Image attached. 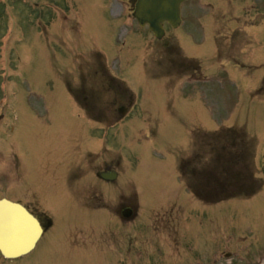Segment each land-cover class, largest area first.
<instances>
[{"label": "rangeland", "instance_id": "1", "mask_svg": "<svg viewBox=\"0 0 264 264\" xmlns=\"http://www.w3.org/2000/svg\"><path fill=\"white\" fill-rule=\"evenodd\" d=\"M35 1L37 2L36 8L41 7V5L45 7V4L48 3L54 6L55 9L52 12L53 18L50 20L51 23H48V18L45 19L44 17L41 18L40 16L35 17L34 14L29 15V12L25 11L24 9L21 11H15V0L8 1L4 7H0V22L3 25H6V17H12V19H15L16 16L17 19H19V22L16 25L10 27L11 30L14 31L12 33L7 32L2 37V39H0V93L3 88V95L0 99L2 100V104L0 105V108L7 106V111L5 110L3 112L6 116L4 120L6 121L7 127L0 128V131H4V138L2 140L3 149L2 153L0 152V198L5 197L15 201V199L19 198L20 195L26 194L30 195V197L37 198H42L43 196L45 198L46 196L49 210L58 217L57 218L54 215L52 216L49 211L45 212V215L41 213L42 219L46 224L50 222V219L54 221L53 225L55 224V228L46 238L43 239L38 250L34 252L29 259L33 263L38 262L39 264H46L48 261L52 262L49 259L52 257V252L50 249L53 247L52 244L54 239L50 236H54L55 233L60 232L59 236L64 241L67 236L64 244L67 250H63L61 254L54 258L52 263L47 264H105L104 261L106 260L113 262L114 264H137V260L132 255L134 252L133 249L127 250L123 245L121 240L122 234H120L121 229L123 226H126L128 230H130L132 234L135 235L137 234L136 227H139L143 221L152 225H156L157 223H165L161 217H159V219L154 217L156 214L161 216V209L158 206L162 207V204L165 202L172 204L173 207L176 206L180 212H183L181 214L175 213L173 215V218L176 220L178 225L172 220V224L181 228L180 236H186V238L180 239L176 246H171V252L178 257L176 262L179 260L181 264H191L192 262L201 260L206 255H208V253L205 251V248L208 247V242H206L204 239H200V236L196 233L201 227H204V230L208 236V241H210V238H212L213 240L219 242L220 240H223L222 237H225L222 233L229 230H238L243 226L242 229L244 231H248L247 235H251V237L254 235V231L259 233L256 235L254 244L260 248H264V195L255 198L254 202L247 203L246 205L244 202H241V204L244 205H241V208L233 211L232 209L237 208L238 204H231V208L229 210L211 208L206 218L203 217L206 213V210L202 208L204 203H201L192 195L188 196L186 193H183L184 198L179 199L177 205H175L172 198H177V194H174L171 191L172 186H166V180L169 177V165H167L164 160H161L158 157L151 156L149 158L146 154L151 146L153 148L162 149L163 147H167L169 144L173 143V145H178L183 142L181 138L184 137V131L177 127L178 120L173 115H167L162 118L164 123L160 128V133L155 132L152 135L150 131L148 132L149 136H146V141H149L150 145L148 143L144 144V142H142V144H136L135 141H132V145L130 143L132 138L139 135L140 133L139 121L135 122V125L118 133L120 136L125 138L124 141L116 137L115 134L111 135L112 138L110 137V143V140L107 144L101 142V145L98 147L96 144V139L94 138L93 144L97 148L88 147L82 149L80 145L89 146V142H92V139L89 136L86 138L89 139V142H82V140H76L77 142L73 141L75 148L73 147L72 142H67L66 140H71V136L75 129L68 125L69 121L65 115L54 114L52 117V123H43L42 125L38 124V121L41 122V120L44 118V113L40 112V110L37 108L41 106V108L45 110V103L49 100H55L54 96L47 92V88L45 87L44 83L47 85H58L59 77H65V73L63 62L61 61L55 65L56 70L54 73V78L51 76V79L49 80L44 76V74L48 72L47 68H49V65L52 61H48L49 54L47 50L42 51L39 48L41 47V44L36 42V39L34 35L30 33L31 30L29 28L32 29L34 27L36 36L39 37L41 42L43 41V34L46 36V40L42 43L44 44L45 48L46 46L51 47L52 45V49L57 52L58 59L59 42L61 40L60 36L64 33L60 30L62 28L59 26L61 24V19L66 13L64 6L66 3L67 6H72L70 3L75 0ZM214 2L217 6L219 5V2L226 5V2L223 0H214ZM247 2L248 1H239L237 5L238 7H241ZM215 4L211 5L212 10H216ZM55 10H57V12H55ZM101 14H103L104 20H107L104 10H102ZM242 15L245 14L243 12H235V14H232L231 17H241ZM253 16H255L253 13L249 15V17ZM40 20L43 23H41ZM110 21L114 22L112 19ZM27 22L32 23V25H27ZM263 26L264 25H259V27ZM238 27L239 24L229 23L225 24L223 27L222 25L217 26L216 31L218 33L220 31L224 36L226 34L234 35V29ZM27 28L30 32H28L27 39L25 41L24 36L26 35ZM44 28H49V31H47V29L44 30ZM244 29L249 32V34L255 36L251 27L246 25ZM57 30L61 32L57 33ZM3 31L4 26L0 35L3 33ZM54 33L56 35H54ZM192 33L194 34V37L203 34V32L198 29L197 24H194ZM228 39L230 38L228 37ZM254 39L259 42V39L256 36ZM24 41L25 44L23 45ZM97 42L99 46H102V48L107 51L108 54L115 52V46L111 43V39L109 38V29L105 32V34L102 35L101 39L100 37L97 38ZM241 50L243 51V49ZM245 50V57L249 59L253 58V60H255V62L260 67L264 66V50H261L259 47L256 49V46L253 48L245 46ZM206 51H211V46H205V50H200V53H205ZM29 55H31V59L29 58ZM212 58V56H208L205 59L210 61ZM210 72L212 73V76H216L214 70H210ZM251 72L252 71L246 69L245 77L243 73H240L242 75V80L238 86H227L226 88L229 96L242 98L244 107L248 109L247 111L246 109L244 110L243 119L248 128H252L251 131H253L256 135L262 136L261 143L262 147H264V123H256V119L251 123L247 121L248 117H251L253 120L254 118L260 117L264 121V104L252 103V95L250 94L251 90L248 91L245 89L248 87H256L254 91H257L258 89L261 90L262 88L260 85L261 82L256 79V74H248ZM37 73H40V75L38 74L40 80L44 79L42 83L38 82ZM160 74V69L155 65H153V67L150 69L149 77L146 74L149 89L154 93L157 91L156 77L160 76ZM126 76L130 80H138L137 87H139V82L141 81L139 75H133L132 72H127ZM237 87L240 91L239 94L236 93ZM92 88H94L93 85ZM36 91L38 93L37 95H34L36 94ZM57 93L58 91L55 93V95H57ZM138 93L143 94V90H139ZM68 94L70 95V92H68ZM101 95L102 101L106 103L108 96L105 94ZM45 96L48 99H45ZM157 96L161 97L162 92H158ZM220 97L222 100L223 91L221 90V85L217 84L214 87V92L211 95V99H219ZM16 99H19V101H16ZM27 99L29 101L30 107L28 104H26ZM221 100L214 103L213 106H218V104L221 103ZM222 102L226 105L229 103V100L225 98L222 100ZM33 108H36V110ZM194 108L196 110H193L191 111V114H188V116H191V118L194 119L196 116H202L206 114L204 113L206 112V108L203 105L199 104ZM29 109H31V111ZM30 113H34L36 117L33 114L30 116ZM45 119L49 120L47 116ZM218 120L222 121V119ZM5 121H3V123H5ZM188 123L189 121L179 122L180 126L182 124H186L188 126ZM72 125L75 124L73 123ZM86 134L90 135L91 133L86 132ZM115 138L119 140L120 144L115 143L114 146H112L111 143ZM134 140L139 141L137 137H134ZM66 148H74L81 153H83L85 150H95V152L99 154L97 158V160L100 159L99 164L89 165V171L87 174L90 177L95 176L98 172L103 170L102 160H107L113 156V159L110 161V163L115 167L116 170L119 171L121 181L118 180L115 182V187L110 186L108 188L109 193L104 192L100 186L94 187L93 189L90 187L91 191L86 195L85 200H91L92 206L98 208L96 207L98 203L94 200V197L99 195L102 198V195L104 194L106 198H108L111 207L114 206L116 214L121 213L124 208L133 207V202L128 197L134 196V190L132 187L126 184L129 182L130 184L136 186V190L138 194H140L138 195L139 203L143 209H149L154 206V208L151 209L152 213L147 215L140 214L138 212V215L133 220L128 222L126 220H122L121 215H118V217L108 218V224H105V227L102 228H96L94 226L91 227L92 224H85V217H82V213L80 212L79 208H77V217L72 213L73 207L77 206L76 203L73 202L70 197H66V195L63 193L66 185L65 181L69 179V169L74 163V160L71 158L62 161L65 157ZM137 148L140 149L142 153L137 152ZM109 149L114 153L110 152ZM122 152L124 153L123 159L119 157ZM133 152L135 154L132 155ZM136 155H138L137 158ZM261 155L262 153H259L260 157ZM132 156L135 159L132 160ZM15 170H17L16 178ZM86 170L87 167H84V171ZM137 170H139V174H137V177L133 178V172H136ZM79 176V174L75 175L76 180L79 178ZM140 177L142 178L141 183L135 184L134 182H138ZM118 187H120L122 191L119 190ZM135 197L136 195L134 198ZM188 200H191L195 203V207L193 209L188 207ZM75 201H77L79 204L81 203L82 206L84 204V202L78 201L77 199H75ZM179 205H181V207H179ZM187 208L189 210H187ZM40 210L43 211L42 208ZM120 210L121 212H119ZM65 211H68V213H65ZM101 213L102 215H105V213ZM150 215H153L152 221L149 219ZM92 216L98 217L99 215L94 214ZM197 217H203L199 219V223H202L200 228L198 223L194 221ZM70 220L74 221L69 222ZM100 221V219H98V221L96 220V225H98ZM106 227L108 228L107 233ZM154 227V231H149L147 233V236L149 234L156 236L150 241L160 244L161 247L169 245V240L161 234V231H159L161 229L156 226ZM212 228L218 232L216 235H213L212 232H209V229ZM240 236L241 234H239V237ZM247 237L249 236L240 238V241H245ZM69 238H71V240L67 242ZM224 242L229 244L225 245L223 244ZM54 244L56 246L62 243L57 241ZM219 245L220 249L218 252H222L224 250L237 252V259L241 261V264H246L243 259L247 258L248 253L250 254L253 252L251 246L246 245L244 246L247 248V252H244L241 249V246L236 243V239L233 238H228L221 244L219 242ZM261 254L264 255V253ZM69 255H72L74 259L68 263L67 261L69 259L65 257ZM94 257L99 258L103 262L99 259L91 262ZM183 259L187 262H185ZM252 260L255 261L257 258H253ZM0 263H2L1 259Z\"/></svg>", "mask_w": 264, "mask_h": 264}, {"label": "water", "instance_id": "2", "mask_svg": "<svg viewBox=\"0 0 264 264\" xmlns=\"http://www.w3.org/2000/svg\"><path fill=\"white\" fill-rule=\"evenodd\" d=\"M1 209L10 212L0 215V247L9 256H19L28 252L40 235L38 224L20 207L0 204V213ZM7 222L15 223L17 228L12 229L6 226Z\"/></svg>", "mask_w": 264, "mask_h": 264}]
</instances>
